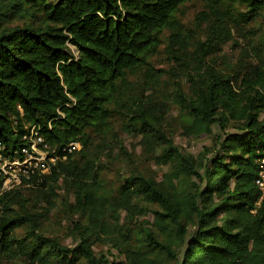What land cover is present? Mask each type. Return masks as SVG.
Wrapping results in <instances>:
<instances>
[{
	"label": "trees",
	"instance_id": "obj_1",
	"mask_svg": "<svg viewBox=\"0 0 264 264\" xmlns=\"http://www.w3.org/2000/svg\"><path fill=\"white\" fill-rule=\"evenodd\" d=\"M188 1L0 0L1 152L20 155L38 125L59 157L50 173L1 194L0 264H264V54L221 69L214 30L190 52L177 18ZM224 6L217 29L227 34L228 17L236 29L264 18V0ZM164 42L175 64L162 74L150 58ZM167 72L184 133L214 136L196 155L175 145L147 94ZM116 115L168 165L160 180L136 171L115 186L101 174V152L127 154L111 134ZM95 137L105 146L93 153ZM72 141L82 148L67 154ZM59 199L73 246L43 228ZM138 215L152 221L138 225Z\"/></svg>",
	"mask_w": 264,
	"mask_h": 264
},
{
	"label": "rangeland",
	"instance_id": "obj_2",
	"mask_svg": "<svg viewBox=\"0 0 264 264\" xmlns=\"http://www.w3.org/2000/svg\"><path fill=\"white\" fill-rule=\"evenodd\" d=\"M234 2L238 6L240 0H189L183 4L177 13V18L181 24L180 30L182 37L180 42L184 41L190 43L189 51H193L195 41L198 38L205 37L208 33L213 34L219 38L218 44L213 48L215 51V60L221 69L230 70L233 66L239 64L240 60L248 67L251 61L256 58L257 54H264V18L258 19L256 22H243L237 29L232 20L228 17L226 23L229 26V34L224 29H217L219 18L222 17V11H225V3ZM169 31L164 32V37L169 35ZM165 40V38H164ZM207 40H204L206 42ZM179 47V45H176ZM75 54L77 53L73 48ZM258 59V58H257ZM247 61V62H243ZM150 63L156 71H173L174 60L170 58L167 53L165 42L162 43L153 56L150 58ZM246 68V67H245ZM143 71V70H141ZM163 71V72H162ZM144 73L141 72L137 76H131V80L137 84V80ZM170 74L167 72L161 81V87L158 91L149 90L147 94L151 95V105L153 107L155 116L162 121L161 127L170 134L176 146L185 153L198 154L203 150L204 146H210L214 141L213 135H204L200 137H190L184 133L182 120L177 105L173 102V91L171 86ZM163 94V95H162ZM166 116L161 119L162 116ZM123 117L118 115L111 121L112 130L117 137L123 142L127 154H113V159L107 160V155L110 150L107 148L103 154L101 152V163L104 165L101 168V174L105 179L112 181L116 186L118 179L127 177L130 173L140 171L145 175L156 177L158 180L161 174L168 171V165L159 164L155 161L154 155L150 152L146 141L143 140L140 133L136 130L126 131L123 128ZM101 138V137H100ZM106 142L112 145V138L105 136ZM145 141V143H144ZM103 138H94V145H91L93 153L99 150V144L105 146ZM102 146V148L104 147ZM118 153V149L115 150ZM48 174V173H47ZM36 188V187H35ZM16 189V188H15ZM14 190V189H12ZM10 190V191H12ZM26 195L33 196V191L26 189ZM122 217H125L126 212H121ZM78 215H75L76 219ZM71 220L72 216L65 207L58 200V206L49 211L47 219L43 222V228L47 235L60 237L63 244L73 246L75 244V237L71 234ZM152 221L151 215H138L137 222L148 225L147 222ZM17 236L22 235V230H17ZM107 246L95 245V251L107 252ZM114 252V251H112ZM14 264H23L22 260H17Z\"/></svg>",
	"mask_w": 264,
	"mask_h": 264
},
{
	"label": "built area",
	"instance_id": "obj_3",
	"mask_svg": "<svg viewBox=\"0 0 264 264\" xmlns=\"http://www.w3.org/2000/svg\"><path fill=\"white\" fill-rule=\"evenodd\" d=\"M24 139L26 145L22 148L21 154L17 155L15 152L13 158L1 152L3 147L0 144V196L4 191L15 189L35 176L50 173L58 161L56 148H52L47 142L40 126H31ZM81 148L82 144L79 141H72L63 147V151L73 154ZM261 168L260 179L257 181L261 190L258 205H264V158L261 160Z\"/></svg>",
	"mask_w": 264,
	"mask_h": 264
}]
</instances>
